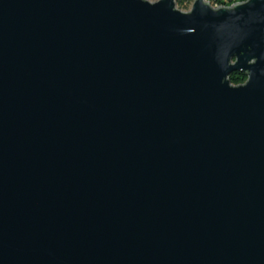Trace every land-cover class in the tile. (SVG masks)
<instances>
[{
    "label": "water",
    "instance_id": "water-1",
    "mask_svg": "<svg viewBox=\"0 0 264 264\" xmlns=\"http://www.w3.org/2000/svg\"><path fill=\"white\" fill-rule=\"evenodd\" d=\"M0 264H264V0H0Z\"/></svg>",
    "mask_w": 264,
    "mask_h": 264
},
{
    "label": "trees",
    "instance_id": "trees-1",
    "mask_svg": "<svg viewBox=\"0 0 264 264\" xmlns=\"http://www.w3.org/2000/svg\"><path fill=\"white\" fill-rule=\"evenodd\" d=\"M214 1V0H207ZM193 2V0H176V6L179 9H188V6ZM228 79L232 85L242 84L246 81V75L241 71H233L228 75Z\"/></svg>",
    "mask_w": 264,
    "mask_h": 264
},
{
    "label": "built area",
    "instance_id": "built-area-1",
    "mask_svg": "<svg viewBox=\"0 0 264 264\" xmlns=\"http://www.w3.org/2000/svg\"><path fill=\"white\" fill-rule=\"evenodd\" d=\"M207 1V0H206ZM246 0H214L212 2L208 1L213 7L218 6H231L236 2H244Z\"/></svg>",
    "mask_w": 264,
    "mask_h": 264
},
{
    "label": "rangeland",
    "instance_id": "rangeland-1",
    "mask_svg": "<svg viewBox=\"0 0 264 264\" xmlns=\"http://www.w3.org/2000/svg\"><path fill=\"white\" fill-rule=\"evenodd\" d=\"M149 1L153 2V1H156V0H149ZM190 7H191V4L188 6V9H180V10H182V11H188L190 9Z\"/></svg>",
    "mask_w": 264,
    "mask_h": 264
}]
</instances>
